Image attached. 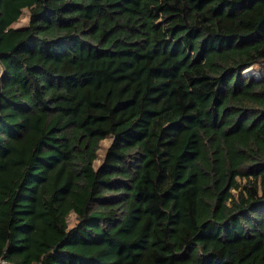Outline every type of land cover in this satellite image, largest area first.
Masks as SVG:
<instances>
[{
	"label": "trees",
	"instance_id": "trees-1",
	"mask_svg": "<svg viewBox=\"0 0 264 264\" xmlns=\"http://www.w3.org/2000/svg\"><path fill=\"white\" fill-rule=\"evenodd\" d=\"M0 264H264V0H0Z\"/></svg>",
	"mask_w": 264,
	"mask_h": 264
},
{
	"label": "rangeland",
	"instance_id": "rangeland-1",
	"mask_svg": "<svg viewBox=\"0 0 264 264\" xmlns=\"http://www.w3.org/2000/svg\"><path fill=\"white\" fill-rule=\"evenodd\" d=\"M29 14L28 12L26 11L25 14H24V17L22 20H20V22L16 25V27H23V26H26L29 22ZM261 68L260 67H253L251 69H249L248 71H246L244 73V75L246 77H258L260 78L261 77ZM112 143V139L109 138L107 140H105L103 143H102V148L99 152V155H100V159L96 162V167H99L103 161V158L105 156V153L108 149V147L111 145ZM72 223H74V220L72 219Z\"/></svg>",
	"mask_w": 264,
	"mask_h": 264
}]
</instances>
